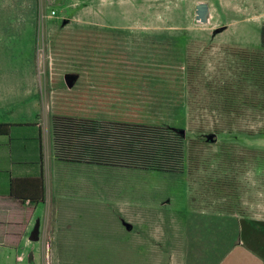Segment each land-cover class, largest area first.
I'll return each instance as SVG.
<instances>
[{
    "label": "rangeland",
    "instance_id": "1",
    "mask_svg": "<svg viewBox=\"0 0 264 264\" xmlns=\"http://www.w3.org/2000/svg\"><path fill=\"white\" fill-rule=\"evenodd\" d=\"M60 1L0 0V120L27 117L34 98L44 132L50 133L53 114L65 115V93L86 85L91 55L100 72L106 67L142 76L139 95L152 102L144 109L146 118L182 138V170L187 174L190 165L189 188L183 175L106 166L87 169L65 162V217L47 227L49 233L42 235L35 253L32 246L5 250L0 264H216L238 238L236 224L222 214L264 219V113L259 106L239 102L223 113L217 97L205 87L206 82L240 75L242 70L226 59L230 47L189 41L185 29L195 25L183 0L149 10L135 1L133 9L112 6L101 17L89 14L91 23L118 26L161 20L181 29L172 37L177 38L175 44L83 28L78 0H65V16ZM63 19L65 26L60 24ZM251 31L227 30L213 40L239 42L243 35L251 39ZM65 35L79 36L81 44L94 48L72 59V53L53 51L50 38L65 44ZM110 44L112 50H107ZM258 49L247 51L264 54ZM187 66L192 68L191 82ZM242 86L245 95L257 92L250 82ZM214 129L224 131L215 135ZM44 160L48 177L46 150ZM193 161L197 169L191 168ZM41 211L42 224L47 215L42 204ZM237 263L236 257L225 262Z\"/></svg>",
    "mask_w": 264,
    "mask_h": 264
},
{
    "label": "trees",
    "instance_id": "2",
    "mask_svg": "<svg viewBox=\"0 0 264 264\" xmlns=\"http://www.w3.org/2000/svg\"><path fill=\"white\" fill-rule=\"evenodd\" d=\"M78 37L65 35V44L57 37H51L50 48L53 51L62 50L65 55L72 53L68 55L70 59L78 58L80 51L91 52L94 45L90 47L81 44ZM171 43L175 44L177 41ZM98 47L100 45L96 46ZM261 49H264V25L261 29ZM107 50H112V44ZM110 56L106 57V61L112 60ZM89 59L93 61L87 65L90 71L88 70L86 85L65 93V115L55 113L52 116L54 157L59 161L72 163L156 172H183L185 154L180 135L158 120L146 118L144 109L152 102L148 103L144 96L139 95V79L142 76L127 74L123 69H119L117 73L115 69L106 67H103L104 72H100L94 66L97 58L90 55ZM226 59L229 64L242 70L240 75L238 73L226 77L227 80L222 77L214 83H205V87L217 97L222 112H228L230 107L239 102L251 107L259 106L257 110L264 113V54L230 47L227 49ZM191 69L187 66L189 81L193 75ZM72 75L79 76L77 73ZM152 78H160L165 83L172 84L160 76ZM228 80H234L236 84L233 85ZM246 82L253 84L260 98L255 91L245 95L246 88L242 85ZM11 126L0 124V136L7 135ZM222 131L224 130H213L215 135ZM259 132L260 130L257 131ZM192 164L191 168L197 169L196 161ZM189 169L190 165L188 176L191 175ZM9 194L19 202L28 200L36 204L44 196L43 179H12Z\"/></svg>",
    "mask_w": 264,
    "mask_h": 264
},
{
    "label": "crops",
    "instance_id": "3",
    "mask_svg": "<svg viewBox=\"0 0 264 264\" xmlns=\"http://www.w3.org/2000/svg\"><path fill=\"white\" fill-rule=\"evenodd\" d=\"M135 1L144 4L142 7L149 10L154 5L182 0H78V22L86 29L112 32L125 36L131 35V37L135 36V38L141 39H154L153 41L157 42L176 41L177 38L173 40L175 38L173 36L178 31H181V29L176 26L168 27L161 20L157 21L158 23L155 25L142 26H132L131 24L118 26L105 22L91 23L89 20L91 12L97 13L96 15L101 17L105 14V8L119 6L133 9ZM183 1L189 3L188 16L195 25L193 28L185 29L189 32L187 33L190 37L189 41H202L210 46H224L246 50H253L259 45V49H261V29L264 25V0ZM60 2L64 8L62 14L65 16V0H61ZM199 4L207 6V22L203 24L195 20L196 6ZM242 22L249 26L242 27ZM250 22L254 24V27ZM60 24L61 26H65V19ZM248 27L253 28V31L250 32L251 39L243 35L239 39V42L215 43L213 40L216 35H221L227 30L231 31L236 28H241V32L245 33ZM31 94L36 95L37 93ZM29 95L30 93H25V96ZM33 106V111L22 120L10 122L0 120V124L12 125L7 135L0 136V252L14 249L17 252L22 247L26 248L29 246H32L31 250L34 252L36 244L44 241L42 235L49 233L47 227L56 225L61 216L65 217V208H62L64 207L62 204H65V161H59L54 157L52 127L49 126L50 133H47L48 131H46L47 134L44 132V121L42 120L39 103L34 98ZM45 150L47 163L49 162V165H46L48 170V177H46L47 179L49 178V181H46L44 173ZM66 163L79 165L87 169L100 166L85 163ZM105 168L118 169V167L111 166H106ZM122 169L128 170V168ZM49 171L51 175H49ZM90 171L95 172L96 170H88V172ZM160 173L175 174L177 176L183 175L189 188V177L186 173ZM39 178L43 179L44 185V196L40 202L36 204L28 200L19 202L10 196L9 185L12 179ZM41 204L45 206L47 211L42 224ZM222 215L236 224L238 238L225 256L216 264H225L232 257L237 258V264H264V219L228 214ZM42 246L41 244V250L39 251L43 252L44 248ZM34 253H31V255L33 256Z\"/></svg>",
    "mask_w": 264,
    "mask_h": 264
},
{
    "label": "water",
    "instance_id": "4",
    "mask_svg": "<svg viewBox=\"0 0 264 264\" xmlns=\"http://www.w3.org/2000/svg\"><path fill=\"white\" fill-rule=\"evenodd\" d=\"M195 20L199 23L207 22V6L205 4H199L196 6Z\"/></svg>",
    "mask_w": 264,
    "mask_h": 264
}]
</instances>
